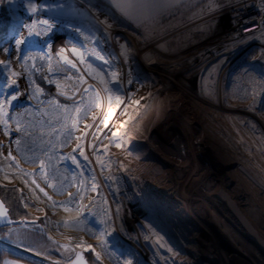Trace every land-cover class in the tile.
Masks as SVG:
<instances>
[{
	"label": "rangeland",
	"instance_id": "obj_1",
	"mask_svg": "<svg viewBox=\"0 0 264 264\" xmlns=\"http://www.w3.org/2000/svg\"><path fill=\"white\" fill-rule=\"evenodd\" d=\"M42 1L0 0V50L9 43L11 33L17 35V42L24 41L25 24L33 25L37 20L36 15H30L31 8L39 14L38 25L32 26L36 33L33 39L40 40L39 23L45 21L65 25L74 32L69 39L46 40L41 50L27 47L20 54V69L15 65L3 69L0 65V110L8 109L3 112L5 123H0V151L10 150L8 155L26 165L39 162L48 174L45 184L55 183L58 194L74 191L65 195L64 201L69 199L70 203L61 204L63 200L54 199V193V201L44 196L47 184L44 190L34 182L21 187L0 157V186L16 187L21 208L29 219H37L34 223L21 221L0 228V247L16 256L6 255L2 264H66L80 248L69 235L83 232L88 247L82 249L86 258L87 254L92 256L90 264H146L147 260L154 264H176L178 260L173 253L180 256L181 264H255L248 250L238 244L239 236L234 237V232L226 229V223L217 218L190 177L189 167L181 160H187L184 148H188L196 164L204 165L208 172L206 159L221 163L223 170L219 175L227 186L239 187L255 203L257 208L253 210L242 204L247 213L253 217L258 209L264 213V82H257L259 93L249 102L244 98L246 83L227 78L229 70L239 69L243 78L251 70L264 73V31L236 39L227 25L229 11L260 0L181 1L140 26L117 15L99 0ZM88 14H94L95 20ZM15 17L20 19L16 21ZM80 34L82 39L93 43L94 36H98L99 42L94 46L102 51L105 64L91 56L90 46L78 39ZM8 47L7 61H16V49ZM1 54L0 51V61ZM76 62L83 64L85 70L80 71ZM41 87L43 90L46 87L45 93L36 94L34 89ZM30 88L32 93L24 96L25 89L31 91ZM13 95L17 97L14 101ZM97 95L103 104L106 98L110 104L120 102L122 109L114 108L110 115L104 109L102 115L93 116L92 137L91 132L79 135L77 161L70 163L75 167L72 173H62L57 170V162L62 163L65 156L54 153L53 147L63 149L77 140L82 125L74 123L86 121ZM163 99L168 100L169 117L154 110ZM132 102L141 109L139 113L128 111ZM45 114L52 125H47L44 119L38 124ZM117 114L121 118L129 117L125 127L114 129L116 133L126 134L127 140L118 133L111 134L116 125L112 120ZM187 115H193L196 121L189 129L182 127ZM209 120L217 126L208 124ZM54 128L59 132L53 131L49 137L46 132ZM127 132H131L130 136ZM200 135L202 143L192 146L193 138ZM133 138L137 140L132 145ZM6 141L10 147L5 146ZM123 149L131 153L128 157L135 159V150H139L142 160H138L153 172L143 179L146 195L140 197L128 184L134 183L137 176L132 165L126 164L124 169L119 165L118 153ZM119 169L126 173L128 183L120 176ZM127 171L132 172V178L127 176ZM23 177L29 179V174L24 173ZM81 177L97 186L92 190L82 189L89 197L83 204H89L80 213L72 198L78 192ZM159 177L170 183L168 188L150 182L151 178ZM73 178L76 181L72 184ZM105 185L108 191L104 190ZM165 188L172 194L176 192L179 199ZM157 195L172 201V206L197 202L194 207H199L195 211L202 212V218L191 215L196 224L189 223L187 214L176 211V215L156 199ZM140 199L155 204L152 212L133 205ZM45 204L51 212L44 210ZM92 208L96 210L91 213ZM176 218L183 222L188 219L186 223L192 227L180 224ZM90 243L95 244V249L89 248ZM71 252L72 257L67 260Z\"/></svg>",
	"mask_w": 264,
	"mask_h": 264
},
{
	"label": "bare ground",
	"instance_id": "obj_2",
	"mask_svg": "<svg viewBox=\"0 0 264 264\" xmlns=\"http://www.w3.org/2000/svg\"><path fill=\"white\" fill-rule=\"evenodd\" d=\"M41 2H44V1H42V0H40ZM62 5V4H61ZM41 6H42V3H41ZM48 7V6H47ZM51 7V6H50ZM53 8V7H52ZM50 9V8H49ZM62 10V9H61ZM30 11H32L33 13H30ZM29 11V13H30V15H36V19L38 20L39 18H37V15H39L37 12H35L34 11V9H32L31 8V10ZM40 13V12H39ZM64 13V12H63ZM57 14V13H56ZM42 15V14H41ZM67 15V14H66ZM89 15V14H88ZM47 16H49V15H47ZM62 16V15H61ZM90 16V15H89ZM92 16V15H91ZM90 16V17H91ZM40 17V16H39ZM64 17V16H63ZM93 17V18H92ZM91 18L93 19V20H95V17H94V14H93V16H92ZM82 18V17H81ZM17 19L19 20L20 18H16L15 17V20L17 21ZM84 19H85V17H84ZM35 21L34 22V24H37L38 25V22L39 21ZM51 21V20H50ZM82 21V20H81ZM230 21L232 22V17H230ZM80 22V21H79ZM64 23V22H63ZM33 24V25H34ZM39 24H41L40 26V28H41V30L39 31V32H37V34L38 35H40L41 36V38H40V40H36V39H33L34 37V34L36 35V33L32 30V24L31 23H27V24H25L26 25V28L24 27L23 29L25 30L24 31V36H26V38H24V41H23V43H19V42H17L16 40H15V38H17V35L16 34H13V33H11L10 35H9V39H8V41H9V43L7 44V46H5V47H3V48H1V61H3V64H0L1 65V67L3 68V69H6V67L8 66V65H15V68H17V69H20L21 67H22V64H21V62H20V58H21V56H20V54H21V52L22 51H25L26 49H27V47H29V48H37V49H42L43 47H42V45H43V43L44 42H47L46 40H50V39H69L71 36H72V34L74 33L73 31H70V30H68L67 28H66V26L65 25H63L62 26V24H55V23H52V22H46V23H44V22H40ZM16 25V24H15ZM65 26V27H64ZM36 27V26H35ZM69 27V26H68ZM254 28V27H253ZM253 28H249V29H247L246 31H248V30H252ZM74 30V29H73ZM76 32H78V31H76ZM82 33V32H81ZM22 35V34H21ZM77 35V34H76ZM23 36V37H24ZM95 38H94V43H93V41L92 40H84V39H82V37H81V34H80V38H78L79 40H80V42L82 43V41L84 42V44H86L89 48H91L89 51L92 53V57L94 58V59H96L97 61H99V62H101V63H106V61L104 60L105 59V57L102 55V51L100 50V49H97V47H95L94 46V44H97V42H99V38H98V36H94ZM13 40H15V41H13ZM12 41V42H11ZM21 42V41H20ZM54 42V41H53ZM79 42V43H80ZM68 43V42H67ZM65 44V45H68V44ZM90 43H91V45H90ZM89 44V45H88ZM8 45H11L12 47H14V49H16V52H18V53H16L15 52V56H16V61L15 60H12V61H7V59H6V53H7V50L9 49V47H8ZM46 47H48V46H46ZM52 48V47H51ZM69 48V50H72L73 49V51L75 50L76 51V49L75 48H73V47H68ZM84 48V47H83ZM99 48V47H98ZM15 51V50H14ZM47 52V51H46ZM77 52V51H76ZM39 54V53H38ZM68 54V56H69V53H67V52H65V55H67ZM71 54V53H70ZM55 55V54H54ZM64 55V56H65ZM14 56V57H15ZM33 56V55H32ZM74 58V57H73ZM72 57H71V59L72 60H74L75 61V58L73 59ZM26 60V59H25ZM79 62V61H78ZM78 62H76V66H78L79 68H80V71H82L83 69H84V66H83V64H77ZM41 64V63H40ZM108 64V63H107ZM108 65H110V64H108ZM111 66V65H110ZM47 68V67H46ZM78 68V69H79ZM83 68V69H82ZM27 69V68H26ZM262 69H264V68H262ZM10 69H8V71H9ZM85 70V69H84ZM11 71V70H10ZM22 71V70H21ZM4 72H6V70L4 71ZM10 73V72H9ZM68 73V72H67ZM66 73V74H67ZM70 73V72H69ZM23 74V73H22ZM71 74V73H70ZM17 81H18V78H17ZM39 81V80H38ZM27 84V83H26ZM136 85V84H135ZM21 87H23V86H21ZM26 87V86H25ZM208 87V86H207ZM24 88V87H23ZM48 88V87H47ZM89 88V87H88ZM31 89V91H29V90H26L25 89V91L23 92V94H24V96L25 95H28L29 93H32V91H33V89L32 88H30ZM45 89H46V87H45ZM45 89L43 90V88L41 87V88H39V89H34V92L37 94H39V95H41V93L43 92V93H45ZM97 90V89H96ZM156 90V89H155ZM226 92L228 93L229 91H227L226 90ZM43 95V94H42ZM251 94H249V96H250ZM62 96V95H61ZM136 96L137 97H140V94H138V93H136ZM97 97H98V99H97ZM97 97H96V101H95V103H94V107L92 108H90V111H89V113H88V118L86 119V121H82V122H80V120H78V121H76L74 124H75V126H76V124H80L81 123V127H82V129H81V132L79 133V131H78V137L76 138L77 140H75L73 143L71 142V144L68 146V147H64L63 149H61V147H56V146H54L53 147V150L52 151H55L54 153H57L58 155H64L65 157H62L63 159H64V161L61 163V162H57V170H59V171H62V173H66V172H68V173H72V171H73V168L75 167V165L73 164V167H71L70 166V163L72 162V161H74L75 163H76V159H77V157H75V155H76V153L78 152V149H80V144H81V139H80V137H79V135L81 134V135H83V134H86V133H90L89 135H91V137H92V135H93V133H94V120H93V116H99V115H102V113H103V111H104V109H107L108 110V112H109V115L110 114H113V112L115 111V109L114 108H116V110H118L117 109V107H119L120 109H122V104L120 103V102H118L117 104L116 103H113V104H110V102H108L110 99H104L105 101H106V104H103V103H101V99H100V97L97 95ZM19 99V98H18ZM22 99V98H21ZM32 99V98H31ZM39 99V98H38ZM164 99H166V98H164ZM162 100V102L160 103V105L161 106H157V107H155L154 108V110H155V112L156 113H160V114H164V115H166L167 117H169V116H171L170 114V108H168V106H169V104H168V100L167 101H165V100ZM20 100V99H19ZM20 103H23L22 101H19ZM74 102V101H73ZM76 102V101H75ZM117 102V101H116ZM108 103V104H107ZM133 103V102H132ZM45 104V103H44ZM47 104V103H46ZM116 104V105H115ZM45 107V106H44ZM8 109H6V110H0V123L3 121L4 122V115H3V112L4 111H7ZM47 110V109H46ZM141 109H139V107H138V105L137 104H135V103H133L132 105H131V107L130 108H128V111H131V112H134V113H139V111H140ZM209 110V109H208ZM194 111V110H193ZM44 112H45V110H44ZM44 112H42V113H44ZM60 112V111H59ZM211 111H208V113H210ZM96 113H97V115H96ZM195 113L197 114V112L195 111ZM49 113H47V115H48ZM51 114H49V116H50ZM118 115V114H117ZM129 115V114H128ZM132 115V114H131ZM45 117L43 118V117H38L39 118V120H38V124H39V122H42L43 121V119H44V121H45V123L47 124V125H52L51 123H50V120H49V116H46V114L44 115ZM52 116V118H53V115H51ZM120 115H118L117 116V118H115V120H112V121H114V122H112L115 126L112 128V130H111V134L113 133V134H115V135H117V133L116 132H114V129H118L117 127H120V128H123V127H125V122H126V120L127 119H129V117L127 116V118H126V116H124L125 118H121V117H119ZM115 117V116H114ZM185 117V116H184ZM111 118H112V116H111ZM194 116L193 115H187V118L184 120V124L182 125V127H184V128H186V129H189V128H191L192 127V125H195L196 123V121H194ZM197 118L199 119V116H197ZM124 119V122H122V120ZM208 120V119H207ZM95 121H96V119H95ZM212 121V120H211ZM210 120L208 121V124H212L213 126H217L216 125V123L215 122H211ZM217 121H219V120H217ZM220 121H222L221 119H220ZM52 122V121H51ZM128 122V121H127ZM130 122V121H129ZM5 123V122H4ZM219 123V122H218ZM127 126V125H126ZM199 127V126H198ZM228 128H229V126H227ZM47 128V127H46ZM96 128V127H95ZM227 128V129H228ZM56 128H54L53 130H49V132H46V133H48V136L50 137V135L51 134H53V131H58V130H55ZM174 129V128H173ZM59 132V131H58ZM185 132V131H184ZM35 133V132H34ZM131 133V132H130ZM130 133L129 132H127V135H129L130 136ZM18 134H19V132H18ZM120 136H124L125 137V139L127 140V136H126V134H124V133H118ZM240 135V134H239ZM152 136V135H151ZM154 136V135H153ZM165 136V135H164ZM15 137H17V135H15ZM190 137V136H189ZM194 137V136H193ZM203 137V136H202ZM201 137V135L200 136H196V137H194L193 138V141L191 142L192 143V146H194V147H197L199 144H201L202 143V138ZM83 139V138H82ZM247 139V138H246ZM134 140H137V139H135V138H133L131 141H130V144H132L133 145V142H134ZM82 142H83V140H82ZM80 143V144H79ZM165 144V143H164ZM209 144V143H208ZM13 148L14 149H16V147H15V145H17L15 142H13ZM5 146L6 147H10V142L9 141H6L5 142ZM116 147H119V146H116ZM189 147V146H188ZM210 147V146H209ZM114 148V147H113ZM120 148V147H119ZM115 149V148H114ZM167 149V148H166ZM191 148L189 147V150H190ZM184 154H185V158L187 159V160H184V158H183V160H181L184 164L183 165H185L186 167H189V175H190V177L194 180V181H196L195 183L198 185V187L200 188V190L204 193V195H205V200L207 201V203H208V205L211 207V208H213L214 210H215V212L217 213L216 214V216H217V218H218V216L223 220V222L224 223H226V225L228 226V228H226V229H228V230H230L231 232L233 231L234 232V234H232L234 237H238L237 239H238V244L239 245H243L247 250H245L244 249V251H247V253L249 252V254H250V256L253 258V260L252 261H254L255 262V264H258L257 263V261H259V262H262V264H264V256H262L259 252H258V250L253 246V245H251L249 242H247L242 236H241V234L238 232V230L234 227V226H232L233 224L232 223H229L228 222V220H227V218H226V213H225V211H224V209L221 207V205H219L215 200H213L212 198H211V196H210V194H208L206 191H205V184L207 183V181H208V179H210L212 176H215V177H217L222 183H223V185L228 189V191L234 196V198L236 199V201L238 202V204L240 205V207L242 206V204L243 205H246L247 206V208L248 209H256L257 207H256V205H255V203L250 199V198H248L247 197V194L245 193V192H243L242 190H240L239 189V187H237V186H230V187H228L227 186V184L222 180V178H221V176L219 175V173L221 174V171L223 170V168H222V164L220 163V164H218L217 163V161H210V159H206V162L208 163V166L210 167V168H208L209 169V172H208V170L205 168V166L203 165L202 167L200 166V163H199V165L198 164H196V161L195 160H193V158L191 157V155H189L188 153L191 151H188V148H184ZM203 150V149H202ZM10 151V150H9ZM9 151H7V152H2V151H0V157L2 158V160H4V162L7 164V166L8 167H10L11 168V174H13L15 177H16V179H17V183L18 184H20V186L21 187H24V184H26L27 185V183L28 184H32L33 182V184H35V183H38V184H36L37 185V187L38 188H40V189H42V190H44V188H45V186H46V184H47V186H46V190H44V196H46L48 199H51V200H53V198H52V194H53V197H54V199L56 198L57 199V201H59V200H63V201H60V203L62 204V203H66V202H68V203H70L69 202V199H66V201H64V199H65V195L68 193V192H73L74 191V189H72V190H67L66 192H64V194H58V192H57V190H56V188H55V183H54V185H53V182H48V183H46L45 184V181L44 180H47L48 179V174L46 175V171H44V169H42L41 167H40V165H38V163L39 162H31L30 164H28V165H26V164H23V163H21L20 161H18V159H17V157H14L12 154H10V155H8V153H10ZM116 151H117V148H116ZM135 151H137V153H135V155H136V158L137 159H135V158H132V157H128V155H130L131 153L128 151V150H124L123 149V151L122 152H119L118 153V158H119V165H121V167L124 169V165H128V164H130V165H132V167L136 170V172H133L136 176H137V178H135V179H137V180H135L134 181V183H132V182H130V183H128V179H127V177H126V173H124V172H122V171H120V169H119V171H120V176H122L123 177V179H125L126 180V182L128 183V184H130V185H132V187L136 190V192L137 193H139L138 195L141 197V195L142 194H145V191L143 190V188H145V182H144V180L143 179H145V178H147L148 176L150 177V175L149 174H152L153 172H151V170H149V169H147L146 168V165H144V162L143 161H140V160H138V159H141L142 160V153L139 151V150H135ZM201 153V152H200ZM204 153V152H203ZM209 153V152H208ZM70 154H72V155H70ZM203 155V154H202ZM204 156V155H203ZM181 157H183V156H181ZM94 158V157H93ZM94 161V160H93ZM142 162H143V164H142ZM60 163H61V165H60ZM198 163V162H197ZM217 163V164H216ZM202 165V164H201ZM222 165V166H221ZM149 167V166H148ZM83 168V167H82ZM83 170H85V169H83ZM225 170H226V168H225ZM262 170H264V169H262ZM86 171V170H85ZM79 172V171H78ZM155 172V171H154ZM26 174L27 173V175L29 174V179H26V178H24L23 177V174ZM76 173V175L77 176H79V173H77V172H75ZM84 173H87V172H84ZM89 173V172H88ZM127 176H129L130 178H132V172H128L127 171ZM229 174V173H228ZM91 175V174H90ZM143 175V176H142ZM148 175V176H147ZM45 176V177H44ZM82 176V175H81ZM83 176H85L84 174H83ZM87 176V175H86ZM104 176V175H103ZM153 176V175H152ZM229 176V175H228ZM161 177H163V175L161 176ZM161 177H159V178H151L150 180V182H153L154 183V185L156 186V184H157V186L158 187H162V188H164V187H166V188H168V186L170 185V183H166L165 182V179L164 178H161ZM102 178V177H101ZM104 179V178H103ZM105 180V179H104ZM35 181H37V182H35ZM73 182H72V184L76 181L74 178H73V180H72ZM82 181H83V183H82ZM30 182V183H29ZM89 183H86V181H85V179L84 178H80V180H79V186H78V192L73 196V198H72V202L74 203L73 205L75 206V208L77 207V211H78V209H79V211H80V213L83 211V209H85V206H87L89 203H86V204H83L84 202H86V201H89V197L87 196L88 194H86V190L85 191H83L82 192V189L84 188V189H87L88 188V190L89 189H95V187L97 186V184H94V181H93V183L92 184H90V181H88ZM41 184H43V185H41ZM86 184H87V186H86ZM152 184V183H151ZM238 185V184H237ZM95 186V187H94ZM164 186V187H163ZM71 187H72V185H71ZM105 188H104V190H106V191H108L107 189V185H105L104 186ZM165 188V189H166ZM160 189V188H159ZM176 190V189H175ZM174 190V191H175ZM166 191H169L170 192V194L171 195H173V197L174 198H176L177 196H176V192L175 193H173L172 194V191H170L169 189H166ZM177 191V190H176ZM234 191V192H233ZM154 192V191H153ZM182 192V191H181ZM82 193V194H81ZM88 193V192H87ZM90 193H92V192H90ZM106 195H107V193H106ZM146 195V194H145ZM178 195V194H177ZM155 196V195H154ZM153 197V196H152ZM157 198L156 199H158L160 202H163L165 205H167L168 206V208H169V210H171V211H173L175 214H176V211L178 212V213H180V214H182V213H185V214H187V217L190 219V216L191 215H195V217L198 215L200 218H202V212L200 213L198 210V213L195 211V208L198 206H195L194 207V205L195 204H197V202H194V204L193 205H182V207L181 206H172V201H170L169 199H164V198H162V197H160V196H156ZM172 197V196H171ZM177 199H179V197H177ZM42 200V199H41ZM40 200V201H41ZM142 199H140L138 202H134V204L133 205H137V207H140V208H142L143 210L145 209L146 211H148V212H152V209L155 207L154 205L155 204H153L152 202H150V203H148L147 202V200H145V201H141ZM154 200V199H153ZM172 200H174L173 198H172ZM181 200V199H180ZM193 200V199H192ZM42 201H44V199L42 200ZM54 201V200H53ZM71 201V200H70ZM195 201H197V200H195ZM59 203V202H58ZM159 203V202H158ZM46 207V208H45ZM199 207V206H198ZM242 208V210L244 211V213H246V215L250 218V220L254 223V225L260 230V232L262 233V234H264V213H262L261 212V210L260 209H258V210H256V211H254V217L252 216V215H250V214H248L247 212V210L242 206L241 207ZM95 209V208H94ZM93 208L92 209H90V212L92 213L93 212V210H94ZM44 210H46V211H49V212H51L50 211V209L46 206V204L44 205ZM96 210V209H95ZM201 210V209H200ZM89 211V210H88ZM44 213V212H43ZM195 213V214H194ZM46 213H44V215H45ZM71 214V213H70ZM179 214V215H180ZM69 215V214H68ZM67 215V216H68ZM177 215V214H176ZM73 216V215H72ZM181 216V215H180ZM70 217H71V215H70ZM76 217V216H75ZM81 217V216H80ZM192 217V216H191ZM79 218V217H78ZM193 218V217H192ZM64 219V218H63ZM81 219V218H80ZM177 220H178V218H176ZM69 220H70V218H69ZM74 220V219H73ZM72 220V221H73ZM184 220V219H183ZM188 220V219H187ZM187 220H184V222H185V224H184V222L182 221V220H178V222H180V224H183L184 226H186V227H192V226H190L189 224H187L186 223V221ZM192 220V221H191ZM94 221V220H93ZM193 221H195L194 219H190V222L189 223H192V224H194L195 222H193ZM97 222V221H96ZM106 222V221H105ZM223 222H221V224L222 225H224V223ZM63 223V222H62ZM107 224V223H106ZM196 224V223H195ZM65 228V227H64ZM185 228V227H184ZM65 230H66V228H65ZM64 230V231H65ZM228 230H226L228 233H229V231ZM67 231V230H66ZM65 231V232H66ZM79 231V230H78ZM77 231V232H78ZM83 231V230H82ZM83 233H85V232H83ZM83 233H72L71 235H69V237H70V239H72V241L76 244V245H78L80 248H82V247H84V246H87V240H86V238H85V236L83 235ZM196 233V232H195ZM96 234V233H95ZM238 235V236H237ZM98 236V235H97ZM96 236V237H97ZM236 240V239H235ZM245 242V243H247L248 245H250V246H248V245H246L243 241ZM99 241V240H98ZM88 247V246H87ZM89 248L90 249H95V244H92V243H90L89 244ZM227 248V250H229V248L228 247H226ZM99 250V249H98ZM173 255H175L174 256V258L176 259V260H178V261H176V264H181L182 263V261L179 259L180 258V256L179 255H177L176 253H173ZM163 258V257H162ZM158 261V260H157ZM159 262V261H158ZM146 264H154L153 262H151L150 260H147V263Z\"/></svg>",
	"mask_w": 264,
	"mask_h": 264
},
{
	"label": "water",
	"instance_id": "obj_3",
	"mask_svg": "<svg viewBox=\"0 0 264 264\" xmlns=\"http://www.w3.org/2000/svg\"><path fill=\"white\" fill-rule=\"evenodd\" d=\"M204 189L224 209L228 222L232 223V226L238 230L241 236L264 256V234L260 232L246 213H244L234 196L223 183L217 177L212 176L208 179ZM21 221L34 223L37 222V219L12 218L8 208L0 198V228ZM66 264H90V262L86 258L84 250L78 248Z\"/></svg>",
	"mask_w": 264,
	"mask_h": 264
},
{
	"label": "built area",
	"instance_id": "obj_4",
	"mask_svg": "<svg viewBox=\"0 0 264 264\" xmlns=\"http://www.w3.org/2000/svg\"><path fill=\"white\" fill-rule=\"evenodd\" d=\"M228 15L229 16L231 15L232 22L229 19L227 25H229L232 31L231 34L235 36L236 39H238L237 37L254 35L256 33H260L264 31V0H260L257 3L250 2V3L240 5L238 9L236 8V9L229 11ZM249 28H253V29L246 31ZM254 45L257 46L256 44H251V46H254ZM249 72H250V75L249 76L245 75L243 78L242 75H240L241 73L239 69L231 71V72L229 70L227 74V78L233 79V81L235 82L246 83L247 86L243 90L244 94H246L244 98H247L246 100L250 102L251 99L254 98V96L257 93H259V92H256V91H259L257 90L256 85H257V82L261 80L262 82H264V73H262L261 71H257V74H256L252 70ZM225 73H226V69L225 71L222 72V75H225ZM245 73H247V71H245ZM245 81H248V83ZM248 90H251L252 94ZM248 92L251 94L250 96L248 95ZM260 107H262V104L260 105Z\"/></svg>",
	"mask_w": 264,
	"mask_h": 264
},
{
	"label": "crops",
	"instance_id": "obj_5",
	"mask_svg": "<svg viewBox=\"0 0 264 264\" xmlns=\"http://www.w3.org/2000/svg\"><path fill=\"white\" fill-rule=\"evenodd\" d=\"M117 15H122L134 25L149 22L172 6L186 0H99ZM191 1V0H190ZM147 22V23H148Z\"/></svg>",
	"mask_w": 264,
	"mask_h": 264
},
{
	"label": "trees",
	"instance_id": "obj_6",
	"mask_svg": "<svg viewBox=\"0 0 264 264\" xmlns=\"http://www.w3.org/2000/svg\"><path fill=\"white\" fill-rule=\"evenodd\" d=\"M0 198L5 203L12 218L20 219V218L29 217L28 213L25 212V210L22 209L20 206L18 190L16 189V187L12 185L0 186ZM72 254L73 252L69 254V257L67 260H69L72 257ZM6 255L15 256L10 251L0 247V264H2V260ZM87 257H88L87 259L89 260V262L92 263L91 261L92 256L87 254Z\"/></svg>",
	"mask_w": 264,
	"mask_h": 264
},
{
	"label": "snow or ice",
	"instance_id": "obj_7",
	"mask_svg": "<svg viewBox=\"0 0 264 264\" xmlns=\"http://www.w3.org/2000/svg\"><path fill=\"white\" fill-rule=\"evenodd\" d=\"M45 23H46V21H45ZM20 43H23V41H21ZM0 64H3V61H0ZM15 84V82H13V85ZM13 85H9V87H12ZM17 99V97L15 96V95H13V96H11V100H16Z\"/></svg>",
	"mask_w": 264,
	"mask_h": 264
}]
</instances>
